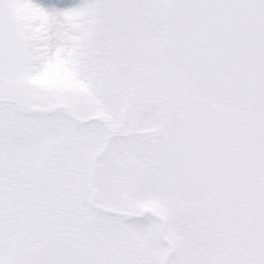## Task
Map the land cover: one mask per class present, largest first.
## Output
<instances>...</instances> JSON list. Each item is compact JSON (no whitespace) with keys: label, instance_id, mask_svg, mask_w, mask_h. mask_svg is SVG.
<instances>
[{"label":"snow or ice","instance_id":"snow-or-ice-1","mask_svg":"<svg viewBox=\"0 0 264 264\" xmlns=\"http://www.w3.org/2000/svg\"><path fill=\"white\" fill-rule=\"evenodd\" d=\"M0 264H264V0H0Z\"/></svg>","mask_w":264,"mask_h":264}]
</instances>
